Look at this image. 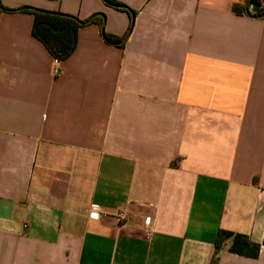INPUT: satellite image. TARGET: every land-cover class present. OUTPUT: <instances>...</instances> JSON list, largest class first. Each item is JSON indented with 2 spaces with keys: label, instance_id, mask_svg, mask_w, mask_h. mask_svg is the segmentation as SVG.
Here are the masks:
<instances>
[{
  "label": "crops",
  "instance_id": "0c3cea01",
  "mask_svg": "<svg viewBox=\"0 0 264 264\" xmlns=\"http://www.w3.org/2000/svg\"><path fill=\"white\" fill-rule=\"evenodd\" d=\"M118 1L0 0V264H264V6ZM36 8L85 21L59 76Z\"/></svg>",
  "mask_w": 264,
  "mask_h": 264
},
{
  "label": "trees",
  "instance_id": "16d2710c",
  "mask_svg": "<svg viewBox=\"0 0 264 264\" xmlns=\"http://www.w3.org/2000/svg\"><path fill=\"white\" fill-rule=\"evenodd\" d=\"M109 1L114 7L128 10L131 13L132 26L136 11L118 0ZM32 12L35 15L34 35L46 45L54 57L63 61L70 56L77 45L78 31L85 21L74 15L57 11L36 8ZM107 37L114 38L109 35ZM227 239H231L229 246L231 252L258 257L262 243L252 241L247 234L220 228L215 240V253L212 264H218V253Z\"/></svg>",
  "mask_w": 264,
  "mask_h": 264
},
{
  "label": "built area",
  "instance_id": "2783aa9c",
  "mask_svg": "<svg viewBox=\"0 0 264 264\" xmlns=\"http://www.w3.org/2000/svg\"><path fill=\"white\" fill-rule=\"evenodd\" d=\"M251 3H259V4H262V6H264V0H249ZM61 60L54 57V68H53V74L55 76H59L62 74V67H61ZM90 216L92 218H100L102 217L103 215V211H102V208L99 204H96V203H92L91 204V207H90V212H89ZM117 217L119 218L120 221H127L128 218H129V214L124 211V210H121L118 212L117 214ZM152 216L151 215H148L146 217V224L147 225H151L152 224Z\"/></svg>",
  "mask_w": 264,
  "mask_h": 264
},
{
  "label": "water",
  "instance_id": "95a60500",
  "mask_svg": "<svg viewBox=\"0 0 264 264\" xmlns=\"http://www.w3.org/2000/svg\"><path fill=\"white\" fill-rule=\"evenodd\" d=\"M107 3L111 4V2L109 0H105ZM253 16H256V17H263L264 16V13L262 14H259V15H253ZM89 21V20H88Z\"/></svg>",
  "mask_w": 264,
  "mask_h": 264
}]
</instances>
